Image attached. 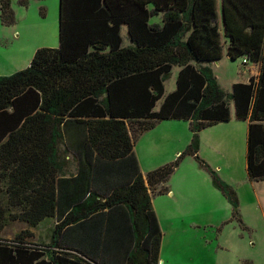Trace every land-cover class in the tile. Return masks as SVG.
I'll list each match as a JSON object with an SVG mask.
<instances>
[{
    "label": "trees",
    "instance_id": "obj_1",
    "mask_svg": "<svg viewBox=\"0 0 264 264\" xmlns=\"http://www.w3.org/2000/svg\"><path fill=\"white\" fill-rule=\"evenodd\" d=\"M152 15L160 22L148 23ZM0 19H12L9 0H0ZM222 49L231 60L256 64L257 74L220 87L209 62ZM172 66L174 88L163 95ZM231 117L246 121L247 178L264 180V0H58L57 46L36 48L25 67L0 75V232L9 221L34 226L53 217L67 125L83 128L88 147L100 154L122 156L159 121H186L184 152L199 160L236 212L234 191L197 154L198 132ZM176 164L137 172L126 189L135 217L145 220L151 264L161 233L150 197L169 191ZM91 197L74 209L101 205ZM64 223L52 228V243L31 242L27 228L0 236V264H91L54 248Z\"/></svg>",
    "mask_w": 264,
    "mask_h": 264
},
{
    "label": "rangeland",
    "instance_id": "obj_2",
    "mask_svg": "<svg viewBox=\"0 0 264 264\" xmlns=\"http://www.w3.org/2000/svg\"><path fill=\"white\" fill-rule=\"evenodd\" d=\"M9 7L11 21L0 19V75L25 67L36 48L57 46L58 0H9ZM159 22L158 15L148 18ZM120 36L127 44L125 25ZM209 65L223 89L257 74L256 64L244 56L231 60L224 49ZM177 71L172 66L163 95L174 88ZM245 131L246 121L231 117L198 132V158L234 191L236 212L199 160L184 152L191 136L186 121L161 120L135 138L142 171L177 160L170 191L151 197L161 233L158 264H264V180L246 176ZM23 228L31 229L9 221L2 235L11 239Z\"/></svg>",
    "mask_w": 264,
    "mask_h": 264
},
{
    "label": "crops",
    "instance_id": "obj_3",
    "mask_svg": "<svg viewBox=\"0 0 264 264\" xmlns=\"http://www.w3.org/2000/svg\"><path fill=\"white\" fill-rule=\"evenodd\" d=\"M65 129L60 145L64 171L56 176L53 188L54 215L30 226L29 240L52 243L51 230L63 220L65 223L57 228L53 245L68 252L69 257L85 259L91 264H151L146 250L149 240H145V220L140 215L136 218L125 200L126 189L136 173H145L139 166L135 140L129 154L102 155L88 147L83 128L67 125ZM89 195L93 199L90 201L97 200L101 205L91 212L82 207L74 209ZM151 197L150 205L159 228ZM2 231L0 236L6 239ZM160 241L155 264L159 262ZM143 242L146 246L141 247L139 243Z\"/></svg>",
    "mask_w": 264,
    "mask_h": 264
}]
</instances>
